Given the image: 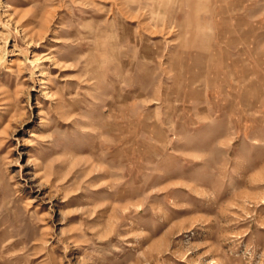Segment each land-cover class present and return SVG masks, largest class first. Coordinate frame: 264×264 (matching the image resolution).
<instances>
[{"label": "rangeland", "instance_id": "rangeland-1", "mask_svg": "<svg viewBox=\"0 0 264 264\" xmlns=\"http://www.w3.org/2000/svg\"><path fill=\"white\" fill-rule=\"evenodd\" d=\"M0 264H264V0H0Z\"/></svg>", "mask_w": 264, "mask_h": 264}]
</instances>
